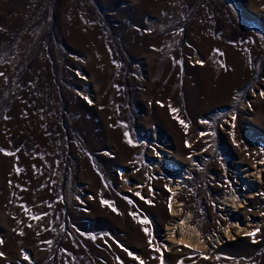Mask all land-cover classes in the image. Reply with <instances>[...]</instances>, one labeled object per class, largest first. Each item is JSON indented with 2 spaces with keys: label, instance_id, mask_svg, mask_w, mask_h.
Returning <instances> with one entry per match:
<instances>
[{
  "label": "rangeland",
  "instance_id": "374dc122",
  "mask_svg": "<svg viewBox=\"0 0 264 264\" xmlns=\"http://www.w3.org/2000/svg\"><path fill=\"white\" fill-rule=\"evenodd\" d=\"M234 62L228 93L187 95L188 70ZM0 73V264H264V173L252 192L239 176L264 170V0H0ZM174 183L214 216L204 250L161 241Z\"/></svg>",
  "mask_w": 264,
  "mask_h": 264
},
{
  "label": "bare ground",
  "instance_id": "6f19581e",
  "mask_svg": "<svg viewBox=\"0 0 264 264\" xmlns=\"http://www.w3.org/2000/svg\"><path fill=\"white\" fill-rule=\"evenodd\" d=\"M140 13H141V9L138 10V14ZM232 65L234 68L232 69L230 75L228 76H223L218 66L214 68H210L211 70L209 69L206 71H202V69L188 70V73L194 75V77H197L198 81H197V89L196 90L187 89V95H192L196 92L202 93V91H204L209 93V95L212 98H217L221 94L228 93L232 89V86L235 85L238 76L243 75L244 72V69L240 67L237 63L234 62L232 63ZM159 71H160V76L162 78H166L165 66L161 67ZM202 76H203V80H202ZM156 97L159 98V94H157ZM157 112L159 114L157 121L165 126V122L170 119L167 113V106L161 104ZM120 141H122V145L125 144L123 139ZM260 167L263 168V166ZM253 170H255L254 174H252V172H250L251 174H249L250 170L248 171L246 169H242L239 171L240 185L245 186V189L246 188L249 190L255 189L254 184L256 183L253 180L249 181L248 179L250 178L251 175H254L253 177L255 178L257 177L260 180L261 179L260 174L262 175V173H264V170L263 171L262 170L257 171L258 169L257 170L253 169ZM11 178H13V176L11 173L10 164L6 159L0 158V186H4L5 188V193L0 198V205L4 203V200H6V195H7L6 193L8 192V187H10L7 184V181H9V179ZM183 184L174 183L172 185V190L169 191L171 208L167 216V222L161 232L162 236L160 238L163 243L172 246L173 248L177 247L179 249H184L187 247H194L196 249L202 250L205 245L204 235L208 231L209 225H211L210 223L214 221L213 220L214 216L210 213L207 216L206 222L205 221L202 222L201 220L202 214L199 211H196L193 207L192 204L194 202L193 198L192 197L188 198L186 194H182L179 192L178 187L181 186L183 188L184 187ZM165 198H166V193L160 194L159 200L156 199L159 202H156L154 207L149 209L152 213L155 214V216L164 215ZM238 200L239 199L237 197H233V195H225L223 196L221 202L219 203V207H220L219 212L221 216L231 219L229 221L231 224L229 225L227 224L226 219L222 220L218 217V215L216 216L217 218L216 223L222 222V225H225L224 231L227 234V237L236 236V232L243 226V225H237V223L235 225L234 223L237 220H242L237 217L238 215L243 216V213L240 210H238L239 208H241L240 207L241 201L239 200L240 201L239 202ZM40 225H41V219H35L34 222H28V223L24 222L22 224L23 235L17 247L26 243L35 242L37 239H39L36 234V230ZM244 226H245L244 227L245 230L248 227H251L250 224ZM217 229H218L217 231L220 233L221 229L219 227H217ZM14 245L15 242L13 243V246Z\"/></svg>",
  "mask_w": 264,
  "mask_h": 264
},
{
  "label": "snow or ice",
  "instance_id": "6c2138e0",
  "mask_svg": "<svg viewBox=\"0 0 264 264\" xmlns=\"http://www.w3.org/2000/svg\"><path fill=\"white\" fill-rule=\"evenodd\" d=\"M202 63V62H201ZM0 75H3L2 73H0ZM261 95L262 96H264V92H262L261 93ZM171 111H175V110H171ZM181 124H183V121H181L180 122ZM201 135H204L203 133H201ZM129 143H131L130 141H129ZM187 143V142H186ZM6 154H11V153H6ZM102 203H107V202H104V201H102ZM169 208H171V204H170V202H169ZM113 211H115V209L113 208ZM34 219H42V217H34ZM142 223H148V221L145 219V220H143L142 221ZM144 231H145V233L147 234V229H144ZM258 231V230H257ZM247 235H249V236H255V232H252V233H247ZM255 242V241H254ZM149 244H151V241H149ZM159 249H157V251H158ZM4 254L3 253H0V257H2ZM129 255L131 256L132 254L131 253H129ZM205 258H207V257H205ZM24 259L26 260V261H28L30 258L28 257V256H24ZM141 264H143V262H141ZM161 264H163V259H162V256H161ZM178 264H182V262H178Z\"/></svg>",
  "mask_w": 264,
  "mask_h": 264
}]
</instances>
